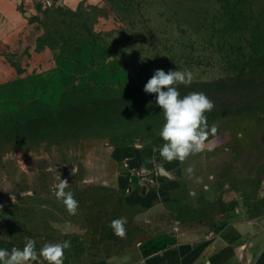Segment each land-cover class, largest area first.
I'll use <instances>...</instances> for the list:
<instances>
[{
    "label": "rangeland",
    "instance_id": "1",
    "mask_svg": "<svg viewBox=\"0 0 264 264\" xmlns=\"http://www.w3.org/2000/svg\"><path fill=\"white\" fill-rule=\"evenodd\" d=\"M111 5L106 15L118 24L100 32L96 12L51 15L52 39L62 44L71 72L5 83L0 248H22L25 237L37 249L68 240L64 264H119L160 253L184 215L214 213L220 227L231 210L252 212L264 203V0ZM157 69L192 72V83L178 91L203 92L213 101L206 115L209 127L217 126L210 137L217 146L190 156L172 179L145 176L121 187L116 179L127 166L116 152L161 140L162 110L156 94L144 91ZM59 175L79 202L76 215L53 194ZM190 177L192 184L211 182L216 200L209 202L207 188L191 192ZM133 192L154 198L132 203ZM120 217L127 219L124 238L109 227Z\"/></svg>",
    "mask_w": 264,
    "mask_h": 264
},
{
    "label": "crops",
    "instance_id": "2",
    "mask_svg": "<svg viewBox=\"0 0 264 264\" xmlns=\"http://www.w3.org/2000/svg\"><path fill=\"white\" fill-rule=\"evenodd\" d=\"M46 1L0 0V112H5V83L31 80L42 74L55 77L71 72L73 64L64 58L62 44L56 46L52 39L55 33L51 15L64 17L69 11L87 16L91 11L96 12L93 25L99 32L106 31L111 21L118 24L106 15L107 6L111 7L116 0H51V6L46 5ZM162 145L161 139L150 146L119 149L116 159L125 163L127 170L118 176L117 185H133L143 181L145 176L156 183H161V178H174L176 170L182 169L184 163L163 159L159 153ZM155 168L157 174L152 175ZM161 168L169 175L163 174ZM192 180L193 177L187 180L191 192L207 188L209 202L216 200L217 188L211 182L209 186L198 185L192 184ZM128 198L129 202L143 203L148 199L152 201L154 196L142 197L133 192ZM196 217H181L178 226L167 232L166 246L160 253L122 259L119 264H264L263 202L252 212L240 208L232 214L231 210L227 222L220 227H216L214 213L208 219Z\"/></svg>",
    "mask_w": 264,
    "mask_h": 264
},
{
    "label": "clouds",
    "instance_id": "3",
    "mask_svg": "<svg viewBox=\"0 0 264 264\" xmlns=\"http://www.w3.org/2000/svg\"><path fill=\"white\" fill-rule=\"evenodd\" d=\"M194 79L191 71L175 70L165 72L157 69L144 86L148 94H156V105L162 110L164 123L159 132L163 141L159 149L160 156L167 160L186 161L190 156L212 151L216 146L217 126L209 127L207 113L215 105L203 92H189L181 96L178 85H190ZM188 173L193 169L188 168ZM58 183L53 185V194L63 203L69 215H76L79 202L73 192L67 191L69 182L57 176ZM14 202V201H13ZM127 219H113L109 227L117 237L126 236ZM36 240L25 237L22 248L13 247L11 250L0 248V264H64L65 250L71 248L68 240L58 243H44L39 249Z\"/></svg>",
    "mask_w": 264,
    "mask_h": 264
},
{
    "label": "water",
    "instance_id": "4",
    "mask_svg": "<svg viewBox=\"0 0 264 264\" xmlns=\"http://www.w3.org/2000/svg\"><path fill=\"white\" fill-rule=\"evenodd\" d=\"M160 171L163 173V174H166V175H169L163 168L160 169ZM264 187V185H263Z\"/></svg>",
    "mask_w": 264,
    "mask_h": 264
},
{
    "label": "built area",
    "instance_id": "5",
    "mask_svg": "<svg viewBox=\"0 0 264 264\" xmlns=\"http://www.w3.org/2000/svg\"><path fill=\"white\" fill-rule=\"evenodd\" d=\"M46 5L51 6V5H52L51 0H47V1H46Z\"/></svg>",
    "mask_w": 264,
    "mask_h": 264
}]
</instances>
